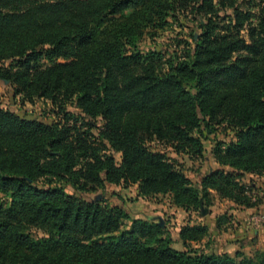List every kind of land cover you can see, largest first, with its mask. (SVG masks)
Returning a JSON list of instances; mask_svg holds the SVG:
<instances>
[{"label": "trees", "instance_id": "16d2710c", "mask_svg": "<svg viewBox=\"0 0 264 264\" xmlns=\"http://www.w3.org/2000/svg\"><path fill=\"white\" fill-rule=\"evenodd\" d=\"M142 1L0 0V62L12 61L0 68L4 77L29 99L52 95L55 101L63 93L79 109L63 110L62 121L46 124L0 108V192L8 200L0 205V239L10 236L27 251L13 253L11 264H264V252L229 255L192 247L207 234L202 224L181 226L185 250L172 246L160 219L133 218L119 232L129 217L124 208L84 201L62 187L135 184L138 196L165 194L196 213L215 195L244 207L261 201L240 178L243 172L264 174V0H159L160 9L190 7L203 19L193 48L180 55L138 49L137 29L150 21L140 27L117 21L144 20L149 7L138 15ZM79 118L86 121L78 124ZM98 118L102 127L95 136ZM218 124L236 140L214 149L220 167L199 186L149 146L158 141L176 154L201 156L202 139ZM108 150L121 153L119 164ZM7 153L14 167H5ZM46 222L50 236L32 238L31 227L37 231Z\"/></svg>", "mask_w": 264, "mask_h": 264}, {"label": "rangeland", "instance_id": "374dc122", "mask_svg": "<svg viewBox=\"0 0 264 264\" xmlns=\"http://www.w3.org/2000/svg\"><path fill=\"white\" fill-rule=\"evenodd\" d=\"M159 0H157V4L155 5L153 2L148 0H143L139 6L137 7V14L142 16L141 12L145 10L147 7L148 14L142 16L145 18L141 19L139 16H130L129 19L126 17L117 18L119 23H123L126 20H133L134 23L140 22L139 27L143 25L145 21H150L146 23V25L141 29H137V35L139 36V40L136 41L138 49L142 52H147L149 50H155L162 52L165 55H172L173 52L179 53L183 52L184 49L189 46V50L193 48V35L194 37L200 33V29L198 27V21L203 19L193 16L191 12V8L188 10H176V11H167L165 9H160L158 5ZM161 3L163 1H160ZM156 8L164 11V15L161 17V13L157 12ZM154 9V10H152ZM152 18V19H151ZM162 18V19H161ZM159 22L163 23L159 25ZM165 24V25H164ZM162 26V27H161ZM10 60H4L0 62V68L6 69L11 65ZM6 72L0 71V108L5 110H9L20 117L23 118H31L36 119L38 121L44 122L46 124H51L53 122H58L59 120H63V110L74 112L78 114L79 109L73 106L71 100H65L62 94L55 97V101L52 100V95H43L36 96L29 99L25 97L23 93L18 92L17 84L11 83L10 79L5 78ZM21 93V94H20ZM54 101L55 103H53ZM61 102H66L64 105H61L59 108V104ZM63 106V107H62ZM71 119V118H70ZM80 121H76L80 124L81 121H86V119ZM72 124V123H69ZM94 126L92 127V132L95 136L98 134V130L102 127V122L98 118L93 121ZM87 127V126H86ZM211 132L207 133L206 138L202 139V143L204 146V153L201 156H191L185 154L186 152L176 154L171 146L163 144L158 141H152L149 143V146L155 150L165 153L169 158L174 160V163L180 167L183 173L190 179L191 183L197 186L203 176L207 174L210 166H216L219 168L220 165L216 162L214 158L213 151L217 146H226L228 143L236 140V134L231 129L225 128L222 124L211 126ZM0 137L1 136L0 133ZM21 139V141H20ZM6 143L10 145V143L14 144V141L8 138L4 139ZM19 143L22 145H26V142L23 138H19ZM108 153L111 154L114 158V161L119 164L121 161V153L114 152L113 150H108ZM11 155L9 153L2 154V159L6 160L5 167H14L13 161L10 162ZM213 162H215L213 164ZM224 170H228V167H224ZM203 175V176H202ZM264 175V174H262ZM261 175H256L254 173L243 172L241 176V181L244 182L249 189L248 194H256L261 195L262 191H264V185H259L261 182ZM45 178V177H44ZM44 180V179H43ZM255 182V183H254ZM43 188H46V183L43 184L40 182L39 184ZM263 186V187H262ZM64 191L67 194H71L75 197H78L84 201L90 200H103L102 203H107L109 205H113L112 203L117 201V195L121 191L122 187L127 189V193L124 192L125 199H122L127 202L128 218L122 220L121 228H119V232L121 230H125L129 224L131 223V219L133 218H146V219H160L162 224H165V227L169 231L170 226L168 223L171 222L170 217H175V214L168 213L169 211H164L163 206L168 204H172L170 202V197L165 194H157L150 197H141L137 195V185L132 184L129 186L124 185H115L104 183L101 186L95 189H85L80 190L73 188L68 183L62 184ZM254 188V190H252ZM118 190V191H117ZM258 192V193H256ZM121 195H119L120 197ZM262 197H260L261 199ZM10 200V199H9ZM7 199L2 192H0V205L6 206ZM218 201L216 205L217 210H229V203H225V201H219L217 198H214V202ZM173 205V204H172ZM161 210V211H159ZM262 214V213H255ZM44 227L40 230H34L31 227L30 234L32 238H48L50 235L48 234V229L50 228V224L48 222L44 223ZM170 233V231H169ZM173 241V246L178 245L177 241ZM0 245L4 247V251L9 255L3 256L5 254L4 251L0 253V260H2L3 264H11L13 259H17L11 257V255L15 252L18 253H27L25 243H21L17 240H14L10 236L3 235L0 239ZM20 256V254H17ZM47 255H42L41 259H46Z\"/></svg>", "mask_w": 264, "mask_h": 264}, {"label": "crops", "instance_id": "0c3cea01", "mask_svg": "<svg viewBox=\"0 0 264 264\" xmlns=\"http://www.w3.org/2000/svg\"><path fill=\"white\" fill-rule=\"evenodd\" d=\"M214 163L215 162H213V164ZM215 168L216 166H210L208 171ZM260 177L261 182L259 185L261 186L262 184L264 185V175ZM124 192L127 193V189L122 187L119 192L121 196L119 197V195H117V201L112 204L119 205L124 208L126 212H129L127 202L122 200L125 199ZM261 193V195H253V200L260 197L262 198L257 205L252 207L240 206L231 200L222 199L215 195L214 198L216 197L219 201H225V203H229L231 206L229 210L225 209L223 211L217 210L215 204H218V201L214 202V200L209 207H203L199 213L186 212L182 208L172 204L163 206L164 211L175 214V217H170L171 222L168 223L172 226L168 228L170 236L172 240L177 241L178 244L173 246L172 241V246L178 250L186 249L180 240L179 232L181 226L189 223L206 225L208 229L207 234L200 241L191 243L192 247L199 248L205 252L212 251L215 253H227L229 255H234L238 251L246 255L264 252V221H262L258 227H254L250 221L255 213L259 212L264 214V191ZM203 209L205 213L201 214ZM221 216L225 218L218 222V217L221 218Z\"/></svg>", "mask_w": 264, "mask_h": 264}, {"label": "built area", "instance_id": "2783aa9c", "mask_svg": "<svg viewBox=\"0 0 264 264\" xmlns=\"http://www.w3.org/2000/svg\"><path fill=\"white\" fill-rule=\"evenodd\" d=\"M251 224L254 227H258L262 221H264V214H256L253 215L250 219Z\"/></svg>", "mask_w": 264, "mask_h": 264}, {"label": "water", "instance_id": "95a60500", "mask_svg": "<svg viewBox=\"0 0 264 264\" xmlns=\"http://www.w3.org/2000/svg\"><path fill=\"white\" fill-rule=\"evenodd\" d=\"M204 213H205V210L203 209L201 214H204ZM161 224H162V222H161ZM162 225H163V224H162Z\"/></svg>", "mask_w": 264, "mask_h": 264}]
</instances>
